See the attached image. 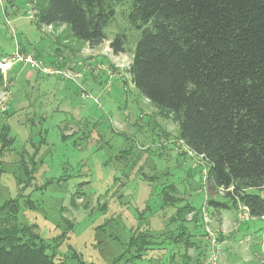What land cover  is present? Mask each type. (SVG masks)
<instances>
[{
  "label": "rangeland",
  "instance_id": "374dc122",
  "mask_svg": "<svg viewBox=\"0 0 264 264\" xmlns=\"http://www.w3.org/2000/svg\"><path fill=\"white\" fill-rule=\"evenodd\" d=\"M131 1L116 6L105 28L106 40L91 48L64 26H37L35 17L46 0H0V62L17 48L54 71L45 74L17 62L0 74V123L11 129L16 141L3 160L13 165L17 151L31 153L34 146L42 163L35 187L62 174L70 177L42 195L33 194L42 208L39 213L24 211L22 220L36 224L46 239L65 231L64 243L58 242L55 250L57 260L72 247L88 263L127 264L129 252L119 263L116 260L134 235L140 213L142 230L157 235L176 208L191 203L197 211L202 209L198 216L202 227H191L195 213L184 221L199 247L188 251L191 259L186 261L181 249L170 244L131 263L150 264L152 259L151 264H195L198 257L209 264L215 245L216 264H264V218L253 219L242 207L219 210L218 215L212 214V207L205 210L207 164L178 140L173 115L133 88L127 70L139 32L127 19ZM118 34L126 35L125 53L114 55L109 44ZM125 149L130 152L123 160L119 155ZM81 182L84 196L72 207L71 195ZM248 192L264 199V188ZM16 193L7 170L0 179V199ZM222 194L221 190L213 199L230 204ZM61 208L65 212L59 214Z\"/></svg>",
  "mask_w": 264,
  "mask_h": 264
},
{
  "label": "trees",
  "instance_id": "16d2710c",
  "mask_svg": "<svg viewBox=\"0 0 264 264\" xmlns=\"http://www.w3.org/2000/svg\"><path fill=\"white\" fill-rule=\"evenodd\" d=\"M122 1L46 0L34 22L64 26L74 39L95 48L106 40L105 28ZM127 19L139 32L127 70L130 82L138 95L173 115L178 140L207 164L205 210L212 207L218 215L219 210L242 207L251 218L263 219L264 199L248 191L264 188V0H132ZM126 41L125 34L116 35L109 44L112 53H125ZM2 80L0 75V84ZM15 142L11 129L0 123V179L9 170L17 192L0 199V264H95L72 247L57 260L55 250L64 243L65 231L46 239L36 224L22 220L24 211L39 213L42 208L33 194L42 195L70 177L62 174L35 187L42 165L39 150L20 149L18 160L8 166L3 159ZM127 151L119 158L126 159ZM82 189V182L75 186L69 205L84 196ZM221 190L230 204L213 199ZM63 212L65 208L59 210ZM199 212L191 203L176 208L157 235L142 230L140 213L117 263L127 252L132 258L125 263L133 264L170 244L189 261L188 251L199 249L191 233V227H202ZM194 213L188 227L185 217ZM194 263L202 264L198 257Z\"/></svg>",
  "mask_w": 264,
  "mask_h": 264
},
{
  "label": "built area",
  "instance_id": "2783aa9c",
  "mask_svg": "<svg viewBox=\"0 0 264 264\" xmlns=\"http://www.w3.org/2000/svg\"><path fill=\"white\" fill-rule=\"evenodd\" d=\"M32 17V16H30ZM17 62H23L26 66H28L30 69L32 70H38V71H42L45 74H53L54 71H52L51 69L47 68V67H43L41 62L37 61L32 54H27L25 55H21L19 53V51L16 48V51L11 55L10 58H8L7 60H5L4 62H0V74L2 76L5 75V73L10 70V68ZM215 242V240H214ZM213 242V244H214ZM215 246V245H214ZM211 246L210 252L208 254V260H209V264H216L217 260L214 256V252H215V247ZM213 252V253H212Z\"/></svg>",
  "mask_w": 264,
  "mask_h": 264
},
{
  "label": "crops",
  "instance_id": "0c3cea01",
  "mask_svg": "<svg viewBox=\"0 0 264 264\" xmlns=\"http://www.w3.org/2000/svg\"><path fill=\"white\" fill-rule=\"evenodd\" d=\"M221 225H222V221H220Z\"/></svg>",
  "mask_w": 264,
  "mask_h": 264
}]
</instances>
